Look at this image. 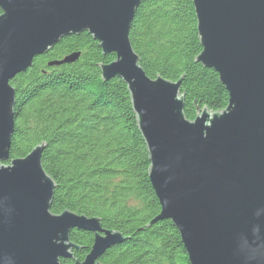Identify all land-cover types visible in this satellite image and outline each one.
<instances>
[{
	"label": "water",
	"instance_id": "obj_1",
	"mask_svg": "<svg viewBox=\"0 0 264 264\" xmlns=\"http://www.w3.org/2000/svg\"><path fill=\"white\" fill-rule=\"evenodd\" d=\"M142 0H0V264H60L72 259L73 230L94 234L83 262L123 241L99 219L50 211L55 189L44 171V145L9 163L14 89L9 82L68 35L87 32L110 64L102 80L127 86L149 155V181L160 205L150 225L169 220L190 264H264V0H192L201 52L227 106L184 114L181 80L149 78L129 32ZM74 53L49 66L72 64ZM7 163V164H6Z\"/></svg>",
	"mask_w": 264,
	"mask_h": 264
},
{
	"label": "trees",
	"instance_id": "obj_2",
	"mask_svg": "<svg viewBox=\"0 0 264 264\" xmlns=\"http://www.w3.org/2000/svg\"><path fill=\"white\" fill-rule=\"evenodd\" d=\"M196 26L192 0H142L129 32L149 78L182 79L188 120L198 108L216 112L228 103L218 75L196 62L201 52ZM73 53L80 54L73 64L49 66ZM114 59L84 32L62 38L16 75L9 82L15 118L7 163L44 145L41 164L55 183L51 213L68 210L97 218L102 229L123 235L96 264H190L169 220L150 225L160 205L127 86L117 78H100L99 66ZM69 239L76 246L73 258L60 264L83 262L93 234L73 230Z\"/></svg>",
	"mask_w": 264,
	"mask_h": 264
},
{
	"label": "bare ground",
	"instance_id": "obj_3",
	"mask_svg": "<svg viewBox=\"0 0 264 264\" xmlns=\"http://www.w3.org/2000/svg\"><path fill=\"white\" fill-rule=\"evenodd\" d=\"M82 33H84V32H82ZM85 33H87V32H85ZM80 34H81V33H80ZM87 34H88V33H87ZM78 35H79V34H78ZM68 36H77V35H68ZM90 36H91V35H90ZM65 37H67V36H65ZM63 38H64V37H63ZM61 39H62V38H61ZM61 39H60V40H61ZM92 39H93V38H92ZM60 40H59V41H60ZM94 41H95V40H94ZM96 42H97V41H96ZM58 43H59V42H58ZM58 43H57V44H58ZM97 43H98V42H97ZM98 44H99V43H98ZM55 45H56V44H55ZM55 45H54V46H55ZM54 46H53V47H54ZM53 47H52V48H53ZM52 48H51V49H52ZM99 48H100V47H99ZM51 49H50V50H51ZM50 50H49V51H50ZM100 50H101V48H100ZM49 51H48V52H49ZM101 52H102V51H101ZM44 54H46V53H44ZM73 54H74V53H73ZM42 55H43V54H42ZM71 55H72V54H71ZM39 56H41V55H39ZM37 57H38V56H37ZM66 57H67V56H66ZM35 58H36V57H35ZM35 58H34V59H35ZM34 59H33V60H34ZM62 60H63V59H62ZM114 60H115V59H114ZM114 60H113V61H114ZM60 61H61V60H60ZM113 61H112V62H113ZM32 62H33V61H32ZM55 62H59V61H55ZM110 63H111V62H110ZM110 63H108V64H110ZM72 64H73V63H72ZM31 66H32V65H31ZM28 69H29V68H28ZM100 78H101V75H100ZM113 79H114V78H113ZM101 80H102V78H101ZM109 80H110V79H109ZM102 81H103V80H102ZM104 82H106V81L104 80ZM10 87H11V86H10ZM11 88H12V87H11ZM14 94H15V93H14ZM131 105H132V104H131ZM24 158H25V157H24ZM21 159H22V158H21ZM149 168H150V167H149ZM148 173H149V171H148ZM148 178H149V177H148ZM149 182H150V181H149ZM51 202H52V201H51ZM60 214H61V213H60ZM100 226H101V225H100ZM101 229H102V228H101ZM103 230H104V229H103ZM117 233H118V232H117ZM119 234H120V233H119ZM121 235H122V234H121ZM93 236H94V234H93ZM93 240H94V239H93ZM92 245H93V244H92ZM91 247H92V246H91ZM88 254H89V253H88ZM88 254H87V255H88Z\"/></svg>",
	"mask_w": 264,
	"mask_h": 264
},
{
	"label": "rangeland",
	"instance_id": "obj_4",
	"mask_svg": "<svg viewBox=\"0 0 264 264\" xmlns=\"http://www.w3.org/2000/svg\"><path fill=\"white\" fill-rule=\"evenodd\" d=\"M61 261V260H60Z\"/></svg>",
	"mask_w": 264,
	"mask_h": 264
}]
</instances>
